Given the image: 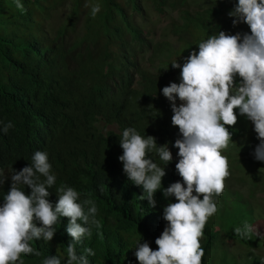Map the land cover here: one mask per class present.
I'll use <instances>...</instances> for the list:
<instances>
[{
    "label": "trees",
    "instance_id": "16d2710c",
    "mask_svg": "<svg viewBox=\"0 0 264 264\" xmlns=\"http://www.w3.org/2000/svg\"><path fill=\"white\" fill-rule=\"evenodd\" d=\"M39 1L48 6L21 0L20 10L14 0H0V121L12 122L7 133L0 132V168L7 177L0 187V205L9 190L12 172L30 165L26 160L37 150L44 151L56 185L73 187L80 193L78 202L90 199L97 207L95 217L86 225L91 236L76 244L77 254L86 255L83 250L87 247L95 252L87 257L89 264H138L134 256L137 242H147L157 250L155 240L160 236L163 209L176 200L163 196L168 186L162 185L154 194L155 207L149 205L143 187L123 172L118 159L123 152L119 141L127 127L142 136H154L157 146L171 141L165 134L181 137L178 127L171 123V105L161 89L169 85V78L180 82V69L171 67L173 57L183 65L191 49L197 51L200 42L221 31L215 21L220 10L212 6L194 14L178 12L171 30L175 37L189 34L190 40L169 43L162 49L156 44L147 59L154 69L150 70L138 57L151 48L150 44L145 45L130 28H113L111 0ZM63 1L71 4L70 15L49 36L45 22L51 8ZM149 1L157 8L164 2ZM93 4L101 5L94 18ZM79 17L80 33L66 41L65 29L76 27ZM176 45L178 49L173 48ZM176 103H181L178 98ZM236 113L238 123L229 128L232 140L250 133L243 123L245 116L238 110ZM173 144L167 143L172 153L167 165L155 151L149 153L150 158L164 169L175 167L179 157ZM177 181L183 183L182 178ZM34 223L41 226L38 220ZM54 228L51 241L32 242L42 256L22 255L24 264H42L48 256H58L61 264H66V249L72 240L62 225ZM213 238L208 219L201 240L205 253L202 264L215 261L209 257Z\"/></svg>",
    "mask_w": 264,
    "mask_h": 264
},
{
    "label": "clouds",
    "instance_id": "9594fccd",
    "mask_svg": "<svg viewBox=\"0 0 264 264\" xmlns=\"http://www.w3.org/2000/svg\"><path fill=\"white\" fill-rule=\"evenodd\" d=\"M29 1L48 6L39 0ZM14 3L23 10L21 0H14ZM68 5V11L53 27H50L49 20L57 6L51 8L45 22L49 36L67 21L71 11V4ZM110 7L114 16L113 28H130L131 33L146 42L145 45L150 44L151 48L138 55L142 65L150 70L154 69L147 59L156 44L162 49L169 43L190 40L189 34L175 37L170 27L173 20L167 19L163 25L157 26L154 15L163 16L169 9H174L177 15L181 11L194 14L205 7L212 8L197 0H164L161 8L154 7L149 0H111ZM213 8L226 13L233 26L246 23L242 26H248L250 34L223 30L216 16L215 21L221 30L218 35H209L198 44L197 51L191 49L183 65L177 63L176 56L172 58L171 67L180 69V82L175 83L173 77L169 78V85L161 92L170 102L171 123L178 127L181 137L165 134L166 140L171 141L157 146L154 136H142L135 128L127 127L119 141L123 152L118 159L122 162L123 172L134 184L143 187L149 205L155 207L154 194L162 185L168 186L163 189V196L176 200L163 209L160 236L155 240L157 250H152L147 242H137L134 256L138 264H202L204 228L210 217L220 214L226 202L227 192L225 197L220 196L224 189L235 198L239 190L231 188L237 186L239 180L243 179L252 186L264 175V0H225L222 8ZM100 11V4L91 6L93 18ZM81 21L82 17H79L76 27L67 26L66 41L80 33ZM173 48L178 49V45ZM177 98L181 102L179 105ZM236 110L245 116L243 123L250 133L232 140L233 133L229 128L238 123ZM0 124L3 133L12 127L11 121L7 124L0 121ZM167 143H174L179 160L175 167L164 169L150 158L149 153L155 151L167 165L172 160ZM26 162L31 164L19 172H12L9 190L0 205V264H24L22 255L42 256L32 242L51 241L56 224L62 225L72 240L67 245L66 264H89L87 257L95 252L85 247L83 252L86 255L77 254L76 244L91 236L86 225L97 213L95 203L90 199L78 202L80 193L76 189L56 185V176L46 152L37 150ZM179 178L183 183L177 181ZM6 179L0 168V187ZM35 220L41 226H36ZM255 221L257 224L253 226L245 220L234 228L235 234L242 239L259 236L254 228L259 227V230L263 221ZM91 223L99 226L94 219ZM214 246L213 242L209 257L216 256ZM42 264H61V259L58 256L44 257ZM206 264L211 263L207 261Z\"/></svg>",
    "mask_w": 264,
    "mask_h": 264
},
{
    "label": "rangeland",
    "instance_id": "374dc122",
    "mask_svg": "<svg viewBox=\"0 0 264 264\" xmlns=\"http://www.w3.org/2000/svg\"><path fill=\"white\" fill-rule=\"evenodd\" d=\"M197 1L203 6L209 5L219 8H222L225 4V0ZM69 8L70 5L64 1L59 4L52 12V17L49 20L50 27H53L57 21H60ZM163 16L154 15L157 26L163 25L167 19L170 21L174 20L176 18V11L169 9L168 13L164 11ZM216 20L221 23L223 30H228L233 33L250 34V28L248 26L247 28L242 26V24L246 23L240 22L233 26L232 21L230 23L228 22L226 13H219ZM232 183L233 181L228 184ZM231 189L234 191L238 189L239 194L235 198H231V193L224 189L220 196L225 197L227 192L226 202L220 214L215 217L213 215L209 218L212 227L215 229H213L214 247L216 248L214 253L216 255L214 256L215 264H264V175L258 179L255 185L250 186L249 183L242 179L239 180L237 186ZM248 192L251 193L245 195ZM245 220L253 226L257 224L255 220L263 221L262 227L259 230L254 228V230L259 232V236L253 235L251 239H242L235 234L234 228L241 226ZM230 240L235 241L238 245L232 243Z\"/></svg>",
    "mask_w": 264,
    "mask_h": 264
}]
</instances>
